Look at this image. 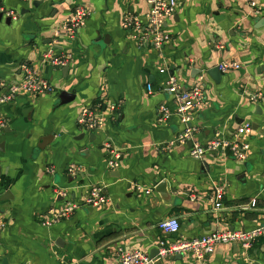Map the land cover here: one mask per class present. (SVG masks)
I'll list each match as a JSON object with an SVG mask.
<instances>
[{
	"label": "crops",
	"instance_id": "crops-1",
	"mask_svg": "<svg viewBox=\"0 0 264 264\" xmlns=\"http://www.w3.org/2000/svg\"><path fill=\"white\" fill-rule=\"evenodd\" d=\"M176 2L165 26L170 42L159 52L123 28L127 15L147 23V0H0L18 15L10 24L8 17L0 22V81L20 83L26 65L55 88L0 106L8 120L0 131V264H120V249L155 258L165 239L264 226V12L256 16L251 7H264V0ZM78 5L91 11L85 26L74 40L57 36ZM50 50L70 55V64L45 62ZM223 62L242 67L217 79L209 72ZM201 75L205 103L191 123L175 116L160 124V106L173 107L168 80L174 77L185 91ZM63 91L75 99L58 105ZM251 94L261 97L252 102ZM84 108L104 118L102 129L79 126ZM246 124L252 132L240 133ZM187 127L196 130L193 140L165 149ZM218 139L248 143L246 160L216 152L201 160L190 156L193 142ZM112 152L120 164L114 170L108 168ZM72 164L80 167L77 177L67 173ZM162 181L176 204L156 193ZM98 185L109 198L106 206H83L68 220L42 225L66 201L84 204ZM217 187L224 188L219 211L210 200ZM171 217L181 222L174 238L158 228ZM159 264L196 261L184 254ZM203 264H264V236L247 253L239 244H220Z\"/></svg>",
	"mask_w": 264,
	"mask_h": 264
},
{
	"label": "built area",
	"instance_id": "built-area-1",
	"mask_svg": "<svg viewBox=\"0 0 264 264\" xmlns=\"http://www.w3.org/2000/svg\"><path fill=\"white\" fill-rule=\"evenodd\" d=\"M149 4V12L146 15L147 23L143 25L139 18L134 15H127L123 21L125 30L134 31L142 44H148L159 52H162L166 44L170 42V36L165 30L166 22L174 16L177 11L176 0H147ZM252 13L260 16L264 12L263 6H258L256 3H251ZM0 14L3 17H9L12 20H17L18 15L14 10L8 9L0 5ZM91 16V11L86 6L78 5L72 16L63 22L56 35H65L68 39L74 40L78 31L83 28ZM44 61L54 67H65L71 62L70 55H55L50 50L44 54ZM242 64L238 62H223L218 65V70L221 73H226L231 70H240ZM22 81L18 84L7 85L0 81V106L13 102L20 94L39 96L55 92V88L50 81L44 78L41 73L31 66H23ZM165 71H161L164 73ZM166 90L174 95L173 107L168 105L160 106L157 119L160 124L168 123L173 117L177 116L183 125H188L192 121V116L195 111L201 108L205 103V84L204 75L198 78V82L191 89L182 91L174 77H171L167 84ZM148 91L153 93V87L149 85ZM261 94H251L249 98L252 102H257ZM8 124L7 118L0 115V131ZM79 126L84 130L95 131L102 129L104 126V118L95 113V110L84 108ZM252 132L251 124H246L240 131L242 134H250ZM196 130L187 127L186 130L170 141L165 149H170L175 145H184L188 141L193 140ZM249 150L248 143H239L238 141H227L224 139L212 140L211 142L202 145L199 142L192 143L190 156L196 160H201L208 153H220L225 156H231L236 160H246ZM119 156L112 152V157L108 162L109 169H117L119 167ZM48 173L54 174L55 169L50 167ZM80 167L72 164L68 167L67 173L72 177H77L80 174ZM150 193V192H149ZM60 195L65 199L67 194L60 191ZM224 188L217 187L214 194L211 196V201L215 210L219 211L223 207ZM109 202V198L105 193L104 187L101 185L91 188L84 204H76L66 201L64 206L58 210H52L49 216L42 220V225L50 228L55 224L68 220L73 214L83 206L103 207ZM252 206H256V201H253ZM159 230L168 238L176 237L181 231V222L177 217H171L162 220L158 224ZM264 236V226L252 232H214L206 236L195 237L191 239H181L170 241L165 239L160 241L159 253L155 258H150L148 254L140 250L126 251L119 250L118 256L120 264H159L160 261L173 257L175 255L190 254L194 257L196 264H203L208 256L212 255L216 247L220 244L236 243L239 244L244 252L250 251L253 244L260 237Z\"/></svg>",
	"mask_w": 264,
	"mask_h": 264
},
{
	"label": "water",
	"instance_id": "water-1",
	"mask_svg": "<svg viewBox=\"0 0 264 264\" xmlns=\"http://www.w3.org/2000/svg\"><path fill=\"white\" fill-rule=\"evenodd\" d=\"M2 20H3V15L0 14V22ZM5 21H6L7 24H10L12 19L8 17V18L5 19ZM209 73L212 74L217 79H219V77L222 74L217 68L211 70ZM74 99H75V97H74L73 94H70L69 92L63 91L59 95L58 105L68 104V103L72 102ZM155 191L163 199V201L166 204H169V205L176 204V198L170 192L169 184H168L167 181L160 182L156 186Z\"/></svg>",
	"mask_w": 264,
	"mask_h": 264
}]
</instances>
